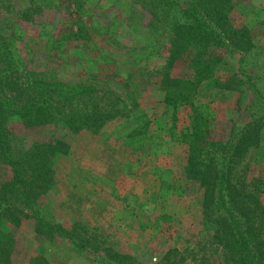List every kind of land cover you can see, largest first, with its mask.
Wrapping results in <instances>:
<instances>
[{
    "label": "rangeland",
    "instance_id": "obj_1",
    "mask_svg": "<svg viewBox=\"0 0 264 264\" xmlns=\"http://www.w3.org/2000/svg\"><path fill=\"white\" fill-rule=\"evenodd\" d=\"M214 1L0 0V76L75 90L44 93L35 84L12 100L0 95L9 108L2 127L12 150L56 138L68 147L65 154L48 156L50 182L33 199V209L22 208L7 188L5 206L19 219L16 226L0 219L2 230L13 234L11 264H30L33 257L40 258L34 264H105L108 259L95 256V245L152 263L172 251L171 258L184 257L180 264H199L190 257L201 254L204 264H217L201 225L202 190L181 172L195 113L221 143L234 142L245 124L262 123L258 145L243 162L247 177H261L264 204V0L224 3L230 25L248 29V49L230 42L195 44L168 64L172 40H179L173 32L194 18L212 24L206 16ZM204 49L222 85L201 81L174 111L165 109L161 78L193 80L189 61ZM82 88L91 91L76 92ZM42 97H52L49 112L56 120L36 124L22 100ZM92 103L111 116L100 127L68 130L82 121L74 112ZM10 179L0 157V187ZM38 215L69 238L46 233Z\"/></svg>",
    "mask_w": 264,
    "mask_h": 264
},
{
    "label": "trees",
    "instance_id": "obj_2",
    "mask_svg": "<svg viewBox=\"0 0 264 264\" xmlns=\"http://www.w3.org/2000/svg\"><path fill=\"white\" fill-rule=\"evenodd\" d=\"M226 2L227 0H215L210 6L206 19H209L212 24L206 26L198 18H194L192 23L187 22L178 26L179 31L173 33L179 40H172V46L169 49V65L190 45L204 43L211 44L213 47H224L230 42L240 50L248 49L249 31L244 26L235 28L230 25L224 8ZM188 66L193 70V80L161 78L164 91L162 102L165 109L170 106L174 111L177 105L184 103V100L189 97L186 94L194 91V85L201 81L207 80L211 86L222 85L219 78L213 77V67L206 49L201 53L196 52ZM25 76L27 74H24ZM35 84H39L40 86L36 88L43 90L44 93H63L64 88L71 92L75 91L71 90L69 85L60 83L28 78L20 80V78L1 75L0 95L3 97L9 95V99L12 100L24 86L35 87ZM89 91L91 89L82 88L76 92L88 93ZM58 96L66 97L61 94ZM22 102L29 104L26 112L33 123L42 124L56 120L49 112L50 103H53L52 97H42L34 102L24 98ZM60 105V108L64 110L63 104ZM88 110L74 112L78 114V120L81 118L82 121L79 125L72 124L67 127L68 130L100 127L111 116L105 110H96L94 103ZM15 113L22 115L23 111L16 109ZM8 114L7 103L2 101V104L0 103V157L9 165L11 179L0 187V219L16 226L19 219L12 212L14 208L11 210L5 206L7 201L4 196L7 188L14 189L15 199L19 201L22 208L33 209V199L42 192L41 187L44 186L46 189L50 182L47 176L50 175L52 163L48 160V156L54 153L65 154L68 147L62 139L56 138L45 144L33 143L22 152L12 150L7 132L2 127V122ZM198 115L200 114L195 113L191 117L192 125L189 133H186L188 154L181 172L186 179L195 181L202 190L201 225L204 230H207L205 233L209 237L210 242L207 246V249L211 251L209 257H213L211 261L216 260L217 264H264V204L261 200V177L259 175L247 177L245 170L247 164L243 162L244 156L258 145L262 123L257 125L254 120L252 123L245 124L240 128L234 142L226 140L221 143L211 139L204 124L200 120L197 121L200 118ZM233 130L234 126L231 127L230 132L232 133ZM18 213H21V209ZM37 224L44 227L46 233L69 238L61 229L49 226L40 215L37 217ZM1 226L0 264H11L10 258L14 248L13 234L6 227L3 231ZM94 247L95 256L99 259H108L106 263L111 261L114 264H180L184 259L181 255L171 258L172 251H165L158 263H152L147 257L144 260H136L135 257L120 254L118 251H102L98 249V246ZM190 258L197 260L199 264H204L207 260L204 254L197 259L195 256ZM37 260L40 258H31L30 264H34V261L36 263Z\"/></svg>",
    "mask_w": 264,
    "mask_h": 264
}]
</instances>
